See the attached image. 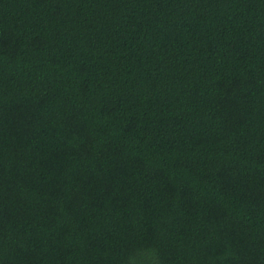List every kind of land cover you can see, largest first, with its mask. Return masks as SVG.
Wrapping results in <instances>:
<instances>
[{
  "label": "trees",
  "instance_id": "1",
  "mask_svg": "<svg viewBox=\"0 0 264 264\" xmlns=\"http://www.w3.org/2000/svg\"><path fill=\"white\" fill-rule=\"evenodd\" d=\"M139 248L264 264V0H0V264Z\"/></svg>",
  "mask_w": 264,
  "mask_h": 264
},
{
  "label": "clouds",
  "instance_id": "2",
  "mask_svg": "<svg viewBox=\"0 0 264 264\" xmlns=\"http://www.w3.org/2000/svg\"><path fill=\"white\" fill-rule=\"evenodd\" d=\"M138 257H148L153 261V264H156L158 259L157 252L153 248H139L133 251L127 257V264H136Z\"/></svg>",
  "mask_w": 264,
  "mask_h": 264
}]
</instances>
